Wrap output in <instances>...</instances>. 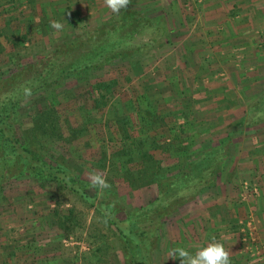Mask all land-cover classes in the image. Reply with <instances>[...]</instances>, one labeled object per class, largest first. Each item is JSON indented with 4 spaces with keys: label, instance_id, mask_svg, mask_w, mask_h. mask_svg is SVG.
<instances>
[{
    "label": "rangeland",
    "instance_id": "374dc122",
    "mask_svg": "<svg viewBox=\"0 0 264 264\" xmlns=\"http://www.w3.org/2000/svg\"><path fill=\"white\" fill-rule=\"evenodd\" d=\"M10 2L0 0V8L5 10ZM3 10H0V79L45 54L53 45L84 36L106 23L114 24L117 36L141 44L131 58L115 59L88 75L66 79L52 90L38 91L25 98L18 108L25 127L37 123L42 112L55 110L52 118L56 116L58 121L56 132L49 135L32 130L37 138L28 133L33 143L29 146L45 158L63 162L72 175L86 181L89 189L101 190L93 188L88 179L90 172H96L106 177L109 185L101 192L126 206L140 207L155 200L158 184L150 181L148 174L143 180L137 179L136 169L141 166L126 162L129 157L123 147L129 142L127 138L135 143L144 142L141 149L158 160L167 177L163 179L165 183L173 182L189 157L198 158L206 153L207 159L201 160L200 165H207L208 171L212 169L216 162L212 157L216 154L208 148L221 147L222 143V171L213 182L205 183L190 196L187 187L191 183H181L182 179L174 183L186 185L183 193H188V199L157 229L153 264H180L179 258L168 255L174 249L196 251L199 245L191 247V251L184 243L197 244L204 223L199 213L206 207L205 196H213L221 185L226 188L222 183H239L236 208L246 202L250 193L257 195L260 191L258 183L264 176V104L256 101L264 94V76L257 75L263 66L248 78L257 66L243 60L245 53L243 56L238 53V64L218 67L214 52L220 48L208 41L206 47L203 43L193 48L201 49L198 51L201 58L197 57L199 54H194L189 44L180 41L184 32L190 35L200 29L190 25L187 30H171V20L179 21L177 13L166 14L161 10L128 5L118 14L106 13L100 19L101 14L90 15V9L85 8L78 11L77 18L70 22L72 25L53 32L48 28L30 32L24 19L14 22ZM139 16L154 28H140L137 32L133 29L127 34L124 22L128 26V21ZM96 18L99 22L94 24ZM196 33L194 37H198ZM214 33V29L200 30L204 40ZM174 38L178 43L172 42ZM151 39L152 42L144 44ZM257 44L255 48L259 50ZM255 56L261 61L259 54ZM240 68L243 72H237ZM256 113L263 119L254 123ZM247 116L253 123L245 124ZM252 154L257 156L254 160ZM251 161L258 163L255 169L250 168ZM125 168H130L133 175ZM176 186L173 190L178 189ZM177 192L180 193L179 189ZM177 196L174 198L178 199ZM253 219L239 226V249L247 259L264 260V239L253 228L257 222ZM0 264L125 262L119 239L93 209L54 183L23 175L0 178Z\"/></svg>",
    "mask_w": 264,
    "mask_h": 264
},
{
    "label": "trees",
    "instance_id": "16d2710c",
    "mask_svg": "<svg viewBox=\"0 0 264 264\" xmlns=\"http://www.w3.org/2000/svg\"><path fill=\"white\" fill-rule=\"evenodd\" d=\"M139 17L128 21V26L127 22H124L127 34L132 33L133 29L137 32L140 28H154L143 16ZM114 27L113 23H106L88 31L84 36H76L71 40L57 43L45 54L19 66L16 71L0 79V178L26 175L36 181L60 186L93 209L94 213L112 228L122 245L125 264H153L157 229L178 205L188 199V193H183L186 191L183 186L186 185L176 186L174 183L179 179H182L181 183H191L187 187L190 196L194 191L202 189L205 183L213 182V178L222 171L224 159L222 143L221 147L205 149L216 154L212 157L216 161L212 169L208 171L207 165H200L201 160L207 159L204 158L207 156L206 153L204 155L201 153L198 158H187L181 173L175 174L176 178L172 183H165L167 177L158 160L153 159L148 150L141 149L144 142L135 143L127 138L126 142H129H124L126 146L123 147L126 148L124 153L129 157L126 162L140 165L141 167L136 169L138 171L136 178L143 180L148 174L149 180L158 184V194L155 200L146 205L126 206L101 192L102 190H92L91 187L89 189L86 181L72 175L63 162L45 158L30 148L29 144L33 143L29 141L28 133H32V130H41L42 134L44 132L49 135L56 132L58 121L56 116L52 118L54 114L56 115L55 110L51 108L42 112L37 116L38 122L33 123L31 127H25L23 118L19 117L18 112L20 103L38 91L53 89L62 81L72 77L88 75L115 59L131 58L136 55L135 51L141 48V44L136 45L130 41V38L117 36ZM150 42L152 39L144 44ZM104 95L103 93L102 96ZM256 102V104H264V94ZM258 114L255 115L254 123L263 119ZM248 116L245 117L246 125L253 123ZM33 137L37 138L34 134ZM149 146L156 148L154 145ZM220 153L221 155L217 157ZM128 169L125 168L132 176V170ZM128 174L126 176H129ZM173 186L178 187L179 194L178 189L173 190ZM168 194L170 196H167ZM176 195L178 199L174 198ZM171 196L173 198L169 199Z\"/></svg>",
    "mask_w": 264,
    "mask_h": 264
},
{
    "label": "crops",
    "instance_id": "0c3cea01",
    "mask_svg": "<svg viewBox=\"0 0 264 264\" xmlns=\"http://www.w3.org/2000/svg\"><path fill=\"white\" fill-rule=\"evenodd\" d=\"M202 1L130 0L128 5L137 6L138 9L143 10L164 11L166 14L177 13L179 21L174 23V20H171L170 29L187 30L190 25H192L191 27H198L200 30L203 28L214 29L215 33L212 34L214 36L206 37L205 40L203 39L204 36L200 34V30L198 33L193 32L194 34L190 33V35L184 32L183 39L180 42H186L193 49L198 44L203 43L206 47L208 41H213L216 44L215 46L220 48L214 53L215 58L218 60L217 66L222 68L234 63L238 64L237 61H240L237 59L238 53L241 56L245 53L246 57L242 59L251 65L253 63L257 66L256 72H250L248 78L253 77L258 72L260 65L263 67L260 68V73L258 72L257 75L264 76V0H212L213 3L211 4L201 3ZM6 6L5 10L3 8H0V10L6 11L8 14L5 15L11 17L14 22H19L18 18L24 19L27 25L26 28L30 32L32 29L38 28H48L51 32L57 31L51 26L53 21L62 22L64 24L63 28H67L72 25L70 22L77 18L78 11L85 8L86 10L90 9V15L101 14L100 19L105 17L106 13L111 12L107 8L105 0H12ZM187 12H189L188 15ZM1 17H4V14ZM98 19L96 18L94 24L99 22ZM179 33H182V31H179ZM195 33L198 37H194ZM172 42L178 43L176 38ZM256 42L262 50L261 48L259 50L255 48ZM193 43L197 44L193 46ZM254 49H256L255 52H253ZM198 51H201V49L197 51L193 49V53L199 54L197 57L201 58ZM257 54H259L261 61L256 59L258 58L255 56ZM239 71L243 72V69L240 68L237 72ZM250 157L254 160L257 156L252 154ZM257 165L258 163L251 161L250 168L255 169ZM261 180V183H258L260 191L257 195L250 193L248 197H245L246 202L238 208L235 207L234 202L236 201L238 204L239 183H222L226 188L221 185V189L214 192L213 196H205L207 200L206 207L204 211L199 213L204 223L201 224L199 229L198 242L197 244L193 241L192 243L186 242L184 245H187V248L192 251L195 246L203 244L204 239L210 241L215 238L222 241L226 248H229L231 264H264L263 259H247L239 249V226H242L243 221H246L247 225L255 218L257 222L253 224L255 225L253 228H257V234L264 239V176ZM249 217L253 218L248 221L247 218ZM199 220L201 221V219Z\"/></svg>",
    "mask_w": 264,
    "mask_h": 264
},
{
    "label": "clouds",
    "instance_id": "9594fccd",
    "mask_svg": "<svg viewBox=\"0 0 264 264\" xmlns=\"http://www.w3.org/2000/svg\"><path fill=\"white\" fill-rule=\"evenodd\" d=\"M129 3L130 0H105L107 8L114 14L126 9ZM51 26L57 31H62L64 24L53 21ZM88 179L93 188L98 187L103 190L109 187L106 177L99 173L90 172ZM168 255L173 259L179 258L180 264H231L229 248H226L222 241L215 238L201 244L194 253L180 248L170 251Z\"/></svg>",
    "mask_w": 264,
    "mask_h": 264
},
{
    "label": "built area",
    "instance_id": "2783aa9c",
    "mask_svg": "<svg viewBox=\"0 0 264 264\" xmlns=\"http://www.w3.org/2000/svg\"><path fill=\"white\" fill-rule=\"evenodd\" d=\"M262 248L264 249V243L262 244Z\"/></svg>",
    "mask_w": 264,
    "mask_h": 264
}]
</instances>
